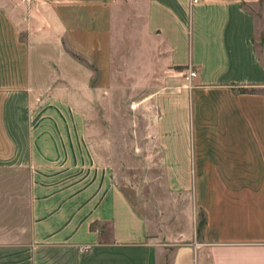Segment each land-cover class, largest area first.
I'll return each mask as SVG.
<instances>
[{"label":"crops","instance_id":"1","mask_svg":"<svg viewBox=\"0 0 264 264\" xmlns=\"http://www.w3.org/2000/svg\"><path fill=\"white\" fill-rule=\"evenodd\" d=\"M261 15L264 0H0V264H161L170 247V264H264ZM158 69L184 79L142 100L166 188L191 198L180 232L138 212L92 137L96 76L104 103L115 78Z\"/></svg>","mask_w":264,"mask_h":264},{"label":"rangeland","instance_id":"2","mask_svg":"<svg viewBox=\"0 0 264 264\" xmlns=\"http://www.w3.org/2000/svg\"><path fill=\"white\" fill-rule=\"evenodd\" d=\"M260 27L264 32V16L261 15ZM264 54V46L262 49ZM128 64V67H125ZM131 60L128 63L118 62L115 66L119 71H125L130 76ZM125 67V68H124ZM140 72V71H137ZM130 74V75H129ZM172 76L174 72L158 69L155 78L146 83H133L132 78H115L109 89L102 90L107 96L102 103L99 83L94 79V111L92 137L96 149L113 166L115 177L135 208L150 220L162 219L164 229L180 232L188 224L185 215H190L188 205L190 196L170 193L164 179L162 153L158 146L157 136L150 130L153 109L142 100L157 88L170 90L173 85L179 86L182 77L178 76L176 84L162 82L163 76ZM126 80V81H125ZM133 80V79H132ZM151 81V82H150ZM164 86V87H163ZM170 86V87H169ZM136 105L134 108L132 105ZM104 110V107H107ZM188 213V214H187ZM205 221L204 213L199 214L198 229ZM199 232V233H200ZM175 247L167 248L161 264H170Z\"/></svg>","mask_w":264,"mask_h":264},{"label":"built area","instance_id":"3","mask_svg":"<svg viewBox=\"0 0 264 264\" xmlns=\"http://www.w3.org/2000/svg\"><path fill=\"white\" fill-rule=\"evenodd\" d=\"M27 2H30L31 0H26ZM199 0H194V2H198ZM197 75V71L193 68H190L188 71H187V78L190 80L192 79L193 77H195ZM136 105H132V107L134 108Z\"/></svg>","mask_w":264,"mask_h":264},{"label":"trees","instance_id":"4","mask_svg":"<svg viewBox=\"0 0 264 264\" xmlns=\"http://www.w3.org/2000/svg\"><path fill=\"white\" fill-rule=\"evenodd\" d=\"M205 224V221L200 225L201 227H203V225ZM198 232H200V230L198 229Z\"/></svg>","mask_w":264,"mask_h":264}]
</instances>
